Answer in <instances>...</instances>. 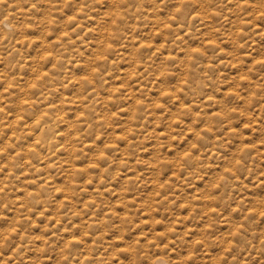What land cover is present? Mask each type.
I'll use <instances>...</instances> for the list:
<instances>
[{"label": "rangeland", "instance_id": "374dc122", "mask_svg": "<svg viewBox=\"0 0 264 264\" xmlns=\"http://www.w3.org/2000/svg\"><path fill=\"white\" fill-rule=\"evenodd\" d=\"M100 1L0 0V20L24 25L0 30V264H264V0H116L120 33L105 54L97 34L116 9ZM87 114L99 134L79 132L72 158L80 170L98 154L87 184L107 179L109 192L75 176L77 204L57 210L75 217L53 236L46 210L64 200L68 159L53 153L46 168L40 128L26 126L63 118L86 131ZM208 186L224 199L211 215ZM103 215L106 226L84 229ZM62 232L89 249L70 239L71 252Z\"/></svg>", "mask_w": 264, "mask_h": 264}, {"label": "bare ground", "instance_id": "6f19581e", "mask_svg": "<svg viewBox=\"0 0 264 264\" xmlns=\"http://www.w3.org/2000/svg\"><path fill=\"white\" fill-rule=\"evenodd\" d=\"M102 2L106 3L108 5V7H110L111 9L112 8L116 9L115 11L111 10L107 14V16H109V22L106 24V27H108V28L105 27V28L101 29L98 32V34H97L99 41L106 42V44H105V46L103 48V54H105L106 53V48L115 47V46H112L110 44L111 43L110 40H112V38L114 36L117 37V35L120 33V31L118 29V24L120 23V20H121L122 16L119 14L121 12V11L119 12V10H120V2L121 1H116V0H105L104 1L103 0ZM102 2L100 1V3H102ZM106 8H107V6H106ZM203 13H204V11H203ZM205 18H207V17H205ZM90 19H92V18H89V20ZM158 25H160V24L158 23ZM23 26L24 25L20 21H16L15 23L12 22V24H10L6 18H4L3 20H0V30H5V29L12 30V29H14L15 33L17 35H19V36H22V32L21 31H22V27ZM132 37L133 36L130 35L128 39H132ZM48 50L49 49H47V51ZM186 52H189V50H186ZM37 63H38V61H37ZM37 66H38V64L35 65V69L32 70V74L34 76L40 77V73L42 72V69L41 68H36ZM86 68H87L86 70H88L89 73H90V74L88 73L87 75H90V76H94L95 75V72L92 71L91 66H87ZM71 100H72V98H69V102H71ZM65 104H66V99L63 98V97L62 98L60 97L59 103L55 106V110L58 113L62 114L63 111H64L63 108L65 107ZM71 104L74 105L75 108H78V107H80L82 105V102L81 101H78V102L74 101V102H71ZM46 110H47V108L44 109V111H46ZM82 114L85 115L84 114V110H83ZM137 114L140 116V114L138 112L137 113L135 112L129 117V119H128V123H130L128 125L129 128L133 125L134 121H138L139 120V116ZM77 115H75L74 118H76ZM88 115H89V117H88ZM91 117H90V114H87L84 117L85 118V122H88L87 126H89L86 131L83 130V129H80L76 125L74 120H70V119L66 120V119H63V118H61V120H60L61 125L59 127L56 125V123H58V122L55 121V120L48 121V122H43L39 118H34L33 121L28 123L27 126H26V128H28L29 130L33 129V125L34 124H37L39 126V128H40V131H39L38 134L34 133L32 141H34V143L37 144L40 147V149L42 148L44 150L45 155L43 156V158H44V161H45V165H46L45 167L46 168L49 167L47 164L50 163V161H48L49 155H51L53 153L61 152L62 153V157L64 159H68V161H65L64 164L61 162L62 166L65 168V173L63 174V176H64V179H65L64 182H66V185H64V186H62L60 188H57L56 191H55V192H60L61 196L64 197V200H62V201L58 202L56 205L52 206L51 209H47L46 210L47 212H49V217L47 218V220L51 221L50 224H52V227L50 229V233L53 236L55 234L54 230H56V229H62V230L70 229V227H68L67 224H66V220L69 219V221L71 222L73 220V218L75 217V214L73 216H70L69 218H68V216L61 217L60 211L59 212L57 211L58 208L60 210L63 209L65 204H71V205H76L77 204V202L73 198L74 195H72V194H74V191L76 190L75 176H76V178L78 176V179H79V175H81V174L84 175L85 174V176H86L85 183L81 187L83 189L94 188L95 190L93 192H96L98 195H102V196L105 195L107 192H109V187L110 186L108 185V183H106L108 181L107 179H104V180L100 181V183L103 185V187H102L103 190L100 189L101 191L97 187L93 186V182L90 183V184H87L88 183L87 182L88 179H92V177L90 178V176H89L90 173H91V170H89V169L97 166L98 163H99V155L98 154L95 156V158L93 156L92 162L90 164L80 167L81 168L80 170L78 169L79 167H77V164L75 163L76 160L74 158H72L73 156L78 154L77 153L78 149L75 147V145H76L77 142L81 141V136L79 135V132H83L82 134H86L85 139L94 137L95 135L99 134V131H98L97 127H98L100 122L99 121H93V119ZM59 128H61V129H59ZM112 133H115V129L113 130ZM115 138H116V136H115ZM193 138H199V135H195V136H193ZM57 139H61V142L58 145H56ZM79 144L81 146H83V148H88L90 146V145L83 144L82 142H80ZM32 150H34V149H32ZM98 171H99L100 176L102 178H104L108 174L107 173L105 175L106 171H104L103 169H100V168L98 169ZM112 178H113V176H111V179ZM223 181H224V179H220L219 181H215L216 182V187L223 186ZM109 182H110L111 185L113 184L112 181H109ZM152 183L153 184L154 183L157 184L159 182H158L157 179L154 178ZM212 191H213L212 186L211 187L208 186V189L206 190V192L199 196V199H202V200L205 201L203 203H207L209 205V206H205L204 205V207L201 208L202 209V213H205L207 215H211L209 213H211L213 211L214 207L215 208H219L223 204V200H224V199H221V197H215V196L211 197ZM222 192L223 191H221V193ZM91 198H93V197H91ZM36 199H37V197H33L32 201H35ZM85 204H83V205H85ZM43 206L47 207L48 203L47 204L44 203ZM151 206H152V204H151ZM97 207H98V205H97ZM261 208H264V202H262ZM220 211L222 212L220 215H221V217H223V220H221V223L223 225H220L221 227H219V228H221V229L228 228V230L231 231L230 234L237 239V237H238V229H239L238 225L235 226V224H236L235 221L234 222L231 221L232 218L230 217L229 214H227V210L225 208L217 209V211L214 214H218ZM73 212L77 213V209L73 210ZM90 216H93L95 218L96 215L91 214ZM87 220H89V221H87ZM85 221H86V223H85L86 226L84 227V229H87V230L97 228V227H99L101 225L106 226V221L104 220V215H103L102 219H98L97 218L95 223L90 222V219H86ZM225 221L231 223L233 226H227L228 224H225ZM119 222H120L121 227H122V225H124V224L122 223L121 220ZM124 228H125V226H124ZM87 230L83 231V233H86ZM61 235L65 238V241H64L65 248L71 250V252H72L71 247L75 248L73 246V243L70 242L71 240L73 242H76V244L79 243L80 245H82L81 248L84 249L85 251L88 250L89 247H90V245L85 240L86 239L85 235H83L82 238H75L73 235L72 236H68V235H65L63 232L61 233ZM208 244H209L208 241H205L204 247H206ZM240 244H242V243H240ZM209 247H210V244H209ZM206 249H208V248H206ZM84 250H82V251H84ZM209 251H207V256L208 257H210V252ZM240 252H241V249H238V257H240ZM99 260H103V256H100ZM217 261H219L218 258H217ZM148 264H166V261L164 259H162V258H159V257L157 258L156 257L153 261H150Z\"/></svg>", "mask_w": 264, "mask_h": 264}]
</instances>
